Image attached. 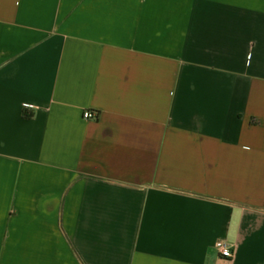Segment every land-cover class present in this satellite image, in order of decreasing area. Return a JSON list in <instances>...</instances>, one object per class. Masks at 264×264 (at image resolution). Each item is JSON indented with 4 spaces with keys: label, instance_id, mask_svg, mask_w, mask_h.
I'll use <instances>...</instances> for the list:
<instances>
[{
    "label": "crops",
    "instance_id": "1",
    "mask_svg": "<svg viewBox=\"0 0 264 264\" xmlns=\"http://www.w3.org/2000/svg\"><path fill=\"white\" fill-rule=\"evenodd\" d=\"M0 264H264V0H0Z\"/></svg>",
    "mask_w": 264,
    "mask_h": 264
},
{
    "label": "built area",
    "instance_id": "2",
    "mask_svg": "<svg viewBox=\"0 0 264 264\" xmlns=\"http://www.w3.org/2000/svg\"><path fill=\"white\" fill-rule=\"evenodd\" d=\"M84 118L86 120H93L97 118V113L92 111H85ZM215 251L225 259H232L234 257L233 247L226 241H218L215 244Z\"/></svg>",
    "mask_w": 264,
    "mask_h": 264
}]
</instances>
